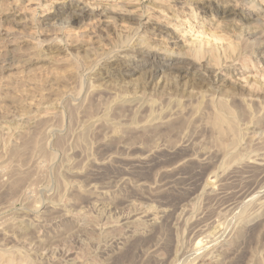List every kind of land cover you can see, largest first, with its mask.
Returning <instances> with one entry per match:
<instances>
[{
    "label": "rangeland",
    "instance_id": "1",
    "mask_svg": "<svg viewBox=\"0 0 264 264\" xmlns=\"http://www.w3.org/2000/svg\"><path fill=\"white\" fill-rule=\"evenodd\" d=\"M19 1L0 0V260L9 253L14 264H264L261 10L232 0L243 18L230 20L198 14L193 3L164 2L167 13H156L153 0H137V14L182 28L192 17L240 54L212 86L193 68L177 91L168 70L149 83L147 75L156 64L171 66L166 53H184L189 41L175 46L139 29L125 1ZM71 1L113 14L72 21ZM16 5L30 14L16 19ZM130 34L133 45L142 36L160 53L112 61ZM201 93L233 105L239 140L218 136ZM170 113L173 125L161 124Z\"/></svg>",
    "mask_w": 264,
    "mask_h": 264
},
{
    "label": "bare ground",
    "instance_id": "2",
    "mask_svg": "<svg viewBox=\"0 0 264 264\" xmlns=\"http://www.w3.org/2000/svg\"><path fill=\"white\" fill-rule=\"evenodd\" d=\"M19 1V0H18ZM122 1H125V3H127L128 5L132 6L134 8V10L132 11H128L126 12L125 16L126 17H134L135 20L138 21V28H146V31L148 34L152 35L153 37H156V36H163L165 35L166 36V40H168L170 42V39H171V43L175 46H179L180 43L182 42H186V41H189V43L186 42V49H185V46L183 45V49H185V51L183 50L184 53H172L171 50V53L168 52L166 53L167 55H169L170 57H173L172 58V64L171 66H168V65H159V64H156V68H154L149 75H147L150 79L149 82H151V80L155 79V77L159 74V68L160 70H168L170 75L174 76L173 78V81L174 83L172 82V85L169 87V88H173L174 90H179L178 87L181 86L180 82L183 81V79H185V76L186 74H188L189 70L190 69H193V68H199V69H196L198 71H202L204 70V73H206V77L208 78L207 81H209V83L211 84L212 86V82L211 78L212 77H218L221 72L227 68L228 64L232 62L234 63V61H237V59H239V52H237V50H233L231 52L228 53V49L230 48H233L232 46L230 47V45L228 44H225L222 42V40L215 36V35H209L206 33L205 30H203V25H198L197 27L195 26V23L193 22L194 19L192 17H188L186 19V22L183 24V28L180 27L179 25L177 24H173V22H170V21H166L164 19V16L162 15V21H157L153 18V16H151L149 14V10H147V14L145 13H142V14H137L136 11H135V8H137V6L135 5V2L137 0H122ZM246 1V0H245ZM244 1V2H245ZM20 2V1H19ZM40 2V1H39ZM72 2V1H71ZM82 1H77V2H72L68 5V8L71 10V19L72 21H82L86 18H90L91 16H97L99 17L101 20H105V19H108L110 18V13L112 12L111 8H108L107 6L105 8H100V10H93L90 8V6H88V4H84L82 7H80L78 5V3H80ZM166 2L167 4L169 3H176V4H185V5H192L191 3H193L198 11V14H201L203 13V15H207V14H212V15H215L217 17H220V18H223V19H228V18H231L230 20L232 19H235L236 17H242V14L240 13V5L238 4L239 2L237 3H234L232 0H194V1H190V0H153L152 1V4L154 5V8L152 7V9H154V12L156 13H165L166 11H164L163 8V3ZM248 2V1H247ZM246 2V3H247ZM83 3V2H82ZM137 3V2H136ZM246 3H244L246 5ZM18 4V3H17ZM48 4V3H47ZM139 4V3H138ZM248 4L250 5V7H253V8H257L259 10H261V13L264 14V4H260V3H257L255 0H251L248 2ZM36 5V4H35ZM106 5V4H105ZM175 5V4H174ZM14 6V5H13ZM26 6V5H25ZM29 6V4H28ZM39 6V5H38ZM183 6V5H182ZM181 6V7H182ZM37 7V5H36ZM151 7V6H150ZM180 7V6H179ZM185 7V6H184ZM12 8V7H11ZM22 8V7H21ZM19 5H16L15 8H14V12L12 14H14L15 18L16 17H23V16H27L30 14V10L29 9H21ZM28 8V7H27ZM190 8V7H189ZM31 9V8H30ZM12 10V9H11ZM138 11V9H136ZM258 10V11H259ZM67 11V10H66ZM12 12V11H11ZM260 12V11H259ZM140 13V12H139ZM151 13V12H150ZM167 13V12H166ZM113 14V13H111ZM152 14V13H151ZM195 16H198L195 14ZM9 17V16H8ZM12 17V16H11ZM93 18V17H92ZM243 18V17H242ZM13 19V18H12ZM17 19V18H16ZM21 19V18H20ZM32 19V18H31ZM30 19V20H31ZM25 21H27L26 19H24ZM46 20V19H45ZM225 21V20H224ZM12 22V21H11ZM18 22V21H17ZM22 22V21H21ZM166 22V23H165ZM17 24V23H15ZM136 24V25H137ZM173 24V25H172ZM136 28V30H133L131 31V34L132 33H136L139 32V29ZM248 29V28H247ZM146 33V32H145ZM144 33V34H145ZM146 33V34H147ZM249 33V32H248ZM252 33V32H251ZM131 34L129 36L126 37L125 40H127V43H123V45L121 47H119L117 50L118 51H115V54L113 56H111V53H110V56L111 58H113L112 61H115V60H123L125 61L126 59H130L131 56L133 55H137V56H140V55H144V54H156V53H160V51H157L155 50L157 47L155 46L154 48L151 47V43L149 44V42H147L146 40H142V36L139 38L138 42L135 43V45L132 44V41H133V38H130ZM138 34V33H137ZM135 34V36L137 35ZM246 34V33H245ZM5 35V34H4ZM9 36V34H8ZM129 37V38H128ZM131 37H134L133 35ZM150 37V36H149ZM144 38V37H143ZM123 39V38H122ZM148 39V38H147ZM7 40V39H6ZM10 40V39H9ZM62 40V39H61ZM165 40V41H166ZM135 41V40H134ZM53 42V41H52ZM126 42V41H125ZM257 42V41H256ZM47 43V42H46ZM49 43V42H48ZM259 43V42H258ZM257 43V44H258ZM58 44H60L58 42ZM184 44V43H183ZM252 45L253 44H256L255 42L254 43H251ZM11 45V43L9 44ZM259 45V44H258ZM254 46V45H253ZM181 47V45H180ZM223 47V48H222ZM259 47V46H258ZM159 49V48H158ZM223 49V57H225L224 59V62L222 61V58H221V50ZM234 49V48H233ZM116 50V49H115ZM161 50V49H160ZM164 50V49H162ZM168 50V49H167ZM225 50V51H224ZM259 50V49H258ZM257 50V51H258ZM114 51H112L113 53ZM116 52L119 53L118 55H116ZM162 52V51H161ZM166 52V51H164ZM181 52V51H180ZM225 52V53H224ZM253 52V51H252ZM262 52V51H261ZM244 55V54H242ZM263 55V54H262ZM227 56H229V60H227ZM208 57V58H207ZM237 57V58H236ZM255 57V56H254ZM106 58V57H105ZM245 58V57H244ZM232 59V60H230ZM111 60V59H110ZM170 61V59H169ZM168 61V62H169ZM111 63V62H110ZM116 63H119V62H116ZM116 63H113L111 65V67L113 68V66H116L117 64ZM245 63V62H244ZM236 64V63H234ZM125 65V64H124ZM110 67V68H111ZM121 67V66H120ZM118 67V68H120ZM234 67V66H233ZM115 68V67H114ZM117 69V68H115ZM130 69V68H129ZM128 70V69H127ZM188 70V71H187ZM111 71V70H110ZM133 71V72H132ZM136 69H130L128 70V72H131V73H136L135 72ZM139 71V70H138ZM197 71V72H198ZM90 73V72H89ZM164 75V74H163ZM167 75V74H166ZM169 75V76H170ZM205 75V74H204ZM101 77V76H100ZM165 77V76H164ZM255 77L257 76H248L247 78H252L254 79ZM167 79V78H166ZM161 80V79H159ZM204 80V79H203ZM216 81V79H213ZM220 80V79H219ZM227 80V79H226ZM238 80V79H237ZM235 80V81H237ZM163 81V80H162ZM221 81V80H220ZM224 81V80H223ZM240 81H245V80H240ZM146 82V80H145ZM161 82V81H160ZM201 82V81H200ZM147 83V82H146ZM159 83V82H158ZM157 83V84H158ZM219 83V82H218ZM156 84V85H157ZM171 84V83H170ZM169 84V85H170ZM200 84V83H199ZM214 84V83H213ZM217 84V82H216ZM223 84V83H222ZM183 85V84H182ZM93 86V85H92ZM90 86V87H92ZM200 86H209L211 87L210 85H208V83H205L204 82H201ZM220 86V85H219ZM146 87V86H145ZM148 87V86H147ZM192 87V86H191ZM167 88V87H165ZM182 88V87H181ZM199 88V87H198ZM213 88V87H212ZM219 87H214V89H218ZM146 89V88H145ZM213 89V90H214ZM220 89V88H219ZM218 89V90H219ZM166 90V89H165ZM172 90V89H170ZM169 90V91H170ZM173 90V91H174ZM182 90V89H181ZM207 90V89H206ZM197 91V90H196ZM175 92V91H174ZM211 92V90H210ZM168 93V92H167ZM205 93V92H204ZM203 93V94H204ZM207 93V92H206ZM205 93V94H206ZM209 93V91H208ZM213 93V92H212ZM218 93V92H217ZM182 94V93H181ZM195 94V92H194ZM205 94L202 95L203 98H200L202 99L201 102L203 101V103H200V104H203L202 106H204V102H208L210 103V106L212 105V113H211V117H210V122H211V125H212V128L216 131V133L218 134V136L220 137H224V136H227L228 134H230L231 136H233L236 140L238 139L239 140V137H240V131L238 130V126L237 125V120L236 118H238L239 115H236L235 114V110H233L231 108V106L233 107V105L229 106L227 103V100L226 102L224 101L223 98H219V99H216L215 97H213V95L211 97L215 98V99H212L210 98V100H205V99H208L207 96L205 97ZM193 95V93H192ZM217 95V94H216ZM168 96V95H167ZM171 96H174V95H171ZM195 96V95H193ZM197 96V95H196ZM195 96V97H196ZM210 96V95H209ZM214 96H215V93H214ZM176 97V95H175ZM174 97V98H175ZM178 97V96H177ZM205 97V99H204ZM220 97V96H219ZM140 98V97H139ZM142 98V97H141ZM169 98V97H168ZM253 98V97H252ZM127 99V98H126ZM173 99V98H172ZM171 99V100H172ZM178 99V98H177ZM222 99V100H221ZM233 99V98H232ZM231 99V100H232ZM238 100V99H237ZM252 100V99H251ZM134 101V100H133ZM132 101V102H133ZM173 101V100H172ZM175 101H178V100H175ZM180 101V99H179ZM243 101V99H242ZM248 101V100H247ZM130 102V101H128ZM130 102V103H132ZM181 102V101H180ZM179 102V103H180ZM244 102V101H243ZM253 102V101H252ZM255 102V101H254ZM149 103V102H148ZM169 103V102H168ZM179 103H175V105L177 104L178 106H180ZM247 103V102H246ZM127 104V102H126ZM150 104V103H149ZM173 104H174V101H173ZM172 104V105H173ZM181 104H183L181 102ZM242 104V102H241ZM240 104V105H241ZM125 105V104H124ZM128 105V104H127ZM126 105V106H127ZM148 105V104H147ZM152 105H154L152 103ZM174 105V106H175ZM207 105V103H206ZM123 106V104H122ZM200 106V105H199ZM201 106V107H202ZM208 106V105H207ZM146 107V106H145ZM148 107L150 108V105H148ZM176 107V106H175ZM201 107L199 109H201ZM169 108V107H168ZM178 108V107H177ZM181 108V106H180ZM246 108V107H245ZM156 109V108H154ZM167 109V108H166ZM171 109V107H170ZM185 109V108H184ZM241 109L244 110V108L241 107ZM153 110V108H152ZM176 110V109H175ZM181 110V109H180ZM179 110V113L180 112ZM183 110V108H182ZM181 110V111H182ZM172 111V110H171ZM186 111V110H185ZM200 111V110H199ZM198 111V112H199ZM240 111V110H239ZM169 112V111H168ZM243 112V111H242ZM167 113V112H166ZM176 113V114H177ZM186 113V112H185ZM175 114V115H176ZM182 114V113H181ZM181 114L179 116H181ZM184 114V113H183ZM182 114V116H183ZM153 115V114H152ZM168 115V114H167ZM177 116V115H176ZM178 116V117H179ZM237 116V117H236ZM176 117V118H178ZM155 117H153L154 119ZM160 118V117H159ZM162 118H165L164 120H162L163 122L162 123H165V126L166 124H172L170 123V121H172V119L174 118V114H169L168 116L166 117H162ZM175 118V119H176ZM174 119V120H175ZM181 119V118H180ZM106 120V119H105ZM160 120H155V121H160ZM154 122V121H153ZM239 123V122H238ZM164 125V124H163ZM173 125V124H172ZM166 128V127H165ZM53 129V128H52ZM51 129V131H52ZM91 130V129H89ZM88 130V131H89ZM50 131V132H51ZM87 132V130H86ZM53 133V131H52ZM242 133V132H241ZM183 144V143H182ZM234 145V144H233ZM233 145H230V147ZM236 146V145H234ZM181 147V146H179ZM184 147V146H183ZM231 147V148H232ZM230 148V149H231ZM147 157H143V159ZM142 160V158H140ZM144 159V160H146ZM140 161V160H139ZM141 162V161H140ZM144 162V161H143ZM146 162V161H145ZM126 178V177H125ZM125 180V179H124ZM205 186V185H204ZM207 187V186H206ZM205 187V188H206ZM209 188V187H208ZM211 189V188H210ZM209 189V190H210ZM207 192V191H206ZM213 192V191H211ZM210 193V192H209ZM166 210V209H165ZM166 212V211H165ZM149 214V213H148ZM153 214V213H152ZM151 215V213H150ZM156 216V215H155ZM151 217V216H150ZM149 217V218H150ZM135 219V218H134ZM137 219V218H136ZM155 219V218H154ZM138 220V219H137ZM152 220V219H151ZM30 221V220H28ZM33 221V220H32ZM153 221V220H152ZM32 223V222H30ZM29 224V223H28ZM34 224V222H33ZM28 227V226H27ZM133 231V230H132ZM204 231V230H203ZM202 231V232H203ZM136 233V232H135ZM210 238V237H208ZM11 249V248H10ZM9 252V250H7ZM11 253V252H10ZM7 253L3 254L5 260L4 261H1L0 260V264H14L13 263V260L11 258H7V257H10V254L6 255Z\"/></svg>",
    "mask_w": 264,
    "mask_h": 264
}]
</instances>
